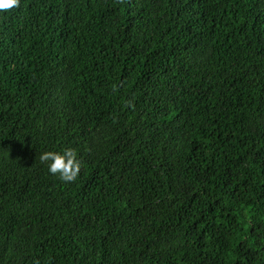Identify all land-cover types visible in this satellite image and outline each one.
I'll list each match as a JSON object with an SVG mask.
<instances>
[{
    "label": "trees",
    "instance_id": "obj_1",
    "mask_svg": "<svg viewBox=\"0 0 264 264\" xmlns=\"http://www.w3.org/2000/svg\"><path fill=\"white\" fill-rule=\"evenodd\" d=\"M0 264H264V0L0 12Z\"/></svg>",
    "mask_w": 264,
    "mask_h": 264
},
{
    "label": "clouds",
    "instance_id": "obj_2",
    "mask_svg": "<svg viewBox=\"0 0 264 264\" xmlns=\"http://www.w3.org/2000/svg\"><path fill=\"white\" fill-rule=\"evenodd\" d=\"M21 0H0V12L18 8ZM39 162L47 172L64 183L74 182L81 170L82 161L73 147H63L60 150H46L39 155Z\"/></svg>",
    "mask_w": 264,
    "mask_h": 264
}]
</instances>
